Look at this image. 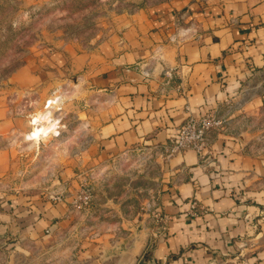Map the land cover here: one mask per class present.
Listing matches in <instances>:
<instances>
[{"label":"crops","instance_id":"obj_1","mask_svg":"<svg viewBox=\"0 0 264 264\" xmlns=\"http://www.w3.org/2000/svg\"><path fill=\"white\" fill-rule=\"evenodd\" d=\"M51 63L66 65L110 108L99 130L105 153L141 142L161 149L188 116H218L242 82L264 73V0H174L130 15L92 50L59 52ZM167 69L174 75L165 84ZM13 111L0 103V177L9 166ZM213 133L203 166L191 150L169 157L160 151L166 185L157 204L165 222L158 230L132 229L126 251L113 257L118 264L141 262L135 250L143 236L144 264H264V161ZM50 198L0 193V264H11L15 244L4 246L10 231L18 229L31 246L43 228L57 231L54 222L67 210ZM97 246L89 244L87 263Z\"/></svg>","mask_w":264,"mask_h":264},{"label":"rangeland","instance_id":"obj_2","mask_svg":"<svg viewBox=\"0 0 264 264\" xmlns=\"http://www.w3.org/2000/svg\"><path fill=\"white\" fill-rule=\"evenodd\" d=\"M173 1L0 0V103H9L16 119L0 193L30 195L34 202L58 196L67 210L54 222L59 226L53 235L43 228L37 246L26 244L18 229L6 234L4 246L15 244L10 247L11 264H100L99 254L106 257L102 264H118L117 253L126 251L132 229L138 233L161 226L148 213V208L158 210L166 185L161 149L141 142L116 154L105 153L99 130L110 108L102 107L106 102L101 96L90 93L66 65L51 63V56L92 50L130 15ZM263 96L264 73L242 82L219 108L222 127L213 130L214 138L227 135L246 155L262 161ZM39 124L50 133L30 140ZM82 188L89 190L91 202L75 210L72 201ZM145 240L143 236L139 241V264L147 258ZM89 244L99 248L87 263Z\"/></svg>","mask_w":264,"mask_h":264},{"label":"built area","instance_id":"obj_3","mask_svg":"<svg viewBox=\"0 0 264 264\" xmlns=\"http://www.w3.org/2000/svg\"><path fill=\"white\" fill-rule=\"evenodd\" d=\"M144 77L149 76V69L142 71ZM174 71L167 69L162 72L163 82L168 84L172 81ZM222 127V120L217 115L207 113L202 116H188L184 123L178 128L175 137L167 144H163L161 152L164 156L169 157L181 151L191 150L193 151L199 163L203 166L205 163H209L211 159V149L207 134L210 131L220 129ZM53 200H59L58 196L52 198ZM91 202V194L88 189L82 188L78 191L76 197L72 201V208L75 210H83L89 206ZM149 217L162 225L165 222V217L162 216L156 207L148 208Z\"/></svg>","mask_w":264,"mask_h":264},{"label":"bare ground","instance_id":"obj_4","mask_svg":"<svg viewBox=\"0 0 264 264\" xmlns=\"http://www.w3.org/2000/svg\"><path fill=\"white\" fill-rule=\"evenodd\" d=\"M51 101H52V103H56V102H53V100H51ZM55 101H56V99H55ZM47 117H49V113L48 114H42L41 116H39V118H37L38 122H40L41 119L42 120L46 119ZM54 121H55V119H54ZM48 133H50V131L45 129L44 125H42V124L36 125L33 132L30 134V136H31L30 140H37L41 135L45 136Z\"/></svg>","mask_w":264,"mask_h":264},{"label":"water","instance_id":"obj_5","mask_svg":"<svg viewBox=\"0 0 264 264\" xmlns=\"http://www.w3.org/2000/svg\"><path fill=\"white\" fill-rule=\"evenodd\" d=\"M147 216V215H146ZM140 243V242H139ZM141 244V243H140ZM138 246H140L139 244H138ZM136 252H138V251H136ZM139 254H140V250H139Z\"/></svg>","mask_w":264,"mask_h":264}]
</instances>
